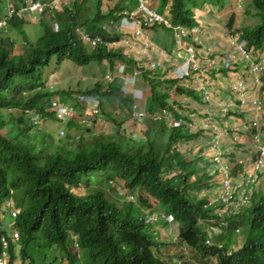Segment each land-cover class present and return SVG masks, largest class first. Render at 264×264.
<instances>
[{
	"label": "trees",
	"instance_id": "obj_1",
	"mask_svg": "<svg viewBox=\"0 0 264 264\" xmlns=\"http://www.w3.org/2000/svg\"><path fill=\"white\" fill-rule=\"evenodd\" d=\"M161 1L164 7L170 5L171 21L186 26L198 23L188 3L194 8H209L214 15L224 11L227 3L230 9L248 3V0H242L241 5H237L238 0ZM5 4L6 0H1L0 13ZM250 5V9H245V17L254 21L237 25L232 11L225 27L234 33L241 30L240 38L247 40V47L253 43L258 50L264 48V0H251ZM84 7L85 3L77 0L73 10L66 8L57 13L59 30L43 19V24L49 27L36 40L29 38L18 11L7 19L11 32L0 33V222L8 200L12 199L20 209L15 223L20 238L13 241L9 229L1 231L0 255L9 256L7 264H62L63 259L67 264H77L78 253L70 249L78 243L80 257L88 264H264L263 186L252 193L248 208L237 217H227L225 223L217 211L205 206V196L193 193L199 186L209 185L213 175L207 169L212 162L209 160L198 174L197 159L182 155L186 149L182 143L199 139L202 130L190 133L172 128L162 116L158 120L149 118L152 121H146L143 133L138 130L131 136L104 133L103 121L118 123L104 107L110 96L119 97L131 108L128 102L131 99L122 98L120 87L113 83L104 91L102 84L96 83L87 92L100 100L93 128L88 129L81 118L90 114L94 102L86 99L85 104L78 95L73 97L69 91L47 85V70L57 69L66 60L78 66L107 60L111 68L116 59L127 60L121 51L83 44L76 28L83 24L89 32L102 31V24L111 15L96 9L90 19L82 14ZM203 21L213 32L218 26L220 32L224 27L218 23L215 27L210 19ZM160 38L159 32L153 35L154 40ZM204 38L200 41L203 47L207 45ZM16 42L26 46L19 51ZM174 82L151 81L150 112L169 107L170 95L164 89L169 90ZM54 100L73 105L76 114L64 120L52 106ZM35 114L42 122H35ZM126 119L123 114L120 121ZM52 122H65L67 133L57 134ZM80 129H87L88 134L82 131L76 137ZM94 130L98 131L93 134ZM133 134L143 136L148 149L144 150L143 139ZM174 143L178 145L176 149ZM231 145L233 150L235 144ZM238 145L242 148V144ZM176 167L182 168L184 174L169 176ZM119 180H123V185ZM119 189L135 194L134 200L128 194L117 193ZM140 192L157 198L161 204L148 202ZM156 207L173 214L176 226L173 237L166 236L169 230L163 224L166 222L156 229L145 220L143 208ZM237 218L239 224L234 221ZM244 222L247 236L241 246H233L229 234L240 231ZM214 225L219 231L213 233L212 245H207L206 237ZM3 233L6 245L1 242Z\"/></svg>",
	"mask_w": 264,
	"mask_h": 264
},
{
	"label": "clouds",
	"instance_id": "obj_2",
	"mask_svg": "<svg viewBox=\"0 0 264 264\" xmlns=\"http://www.w3.org/2000/svg\"><path fill=\"white\" fill-rule=\"evenodd\" d=\"M37 1V0H35ZM42 3H48L49 5L54 1V0H39ZM77 0H58L57 3V8H53V9H49L48 7H44V9L40 12L37 9H31V3L26 1V0H6V4L5 7L3 8V12L0 13V19L4 20V26L0 29V33H3L4 30L7 29L8 26V17H10L7 12V8L10 4L14 5L16 8V11H19L21 9L25 10L24 14H22L21 16L23 17V22H31V23H43V19H46L45 21H47L49 23V25H51V27L54 30H59L60 28V24L59 21L56 19V14L63 12L66 8L73 10V5L74 2ZM79 2H84L87 3L88 0H78ZM102 0H98L97 3L101 4ZM112 0H110L111 3ZM118 2V4L114 3L110 10L105 13L106 11L103 10V8H101V11L105 14V15H110L109 19L107 16V19L105 20V22L102 24V31L99 32H89L87 31V29L85 27H81L78 26L76 28V32L80 37V30H85V32L89 33V34H105L106 38H117V41H119L120 39H122L123 37H125L126 42L123 43H118V46L112 47L111 49H108L103 43H98L97 45H91L90 43H84L81 39V41L83 42V44H85L87 47H96V46H100L102 45L103 47H105L107 50L111 51V50H118L121 51L122 54L125 56V58L128 60L132 59L131 62H128L127 60H118L116 59L114 61V66L113 68H111L112 70L114 69V73H109L108 75H106L105 80H108L109 82H107V86L110 83L116 82V84L120 87V96L122 98L128 97L131 99V102H129V106L131 107L130 109L128 108V112L129 115L128 117L131 115L130 118H128V120L126 121V124H128L129 122L131 123V119H135L137 121V124L142 122L143 119L146 118H154V119H160V118H156L157 115H161L163 114V110H168L171 114H172V121L171 122H166L169 124L170 127L172 128H183L185 130H188L190 133H195L198 130H202V134L204 132V129H210L213 131V135L210 138L208 144H206V147H202L199 149H196L194 146L191 148V146L193 145L191 142H183L182 146H185L186 149L185 151H183L182 155H184L186 158H190V159H197V164L198 165H206L208 166L207 162L210 160L213 164V167L209 166L207 171L211 174L214 175V173L212 172H218L220 173V181L218 182H214L213 183V191L212 188L208 185L206 187L203 188H196L194 189L193 193L198 196V197H203L205 196L207 202H206V207L207 208H213L215 211H217V215L221 217V222L225 223L227 222L226 218L227 217H237V215H239L240 211L248 208L250 206V202H251V195L254 191H258L261 190V188L264 190V186H263V180H264V166L262 167V169L259 172H256L254 174L257 175V180L255 183L247 186L246 185V181H245V177L249 174L248 171L250 169L244 168L243 164L238 162V158L244 157V156H248L251 154L252 150L253 152H257V147L255 146V144L253 143V136L257 131L256 127H253V122L255 120V115L253 113V110H249L248 107L246 106L245 108L242 107L243 104H246V100L245 103H243V97L241 95V92L236 90L234 87V85L237 82H243L244 84L248 83L251 84L252 79H251V75H249V68H248V62L247 60L244 58L243 55H241L238 51L237 48L232 46V44L230 43V40L228 39L229 35L231 34H237L240 33V31L234 33L232 31L229 30L228 27H225L226 22L223 24V29H224V37H225V48L223 50H218V49H214V47L212 48L210 45H206L205 47L201 46V39H202V25H203V21H202V16L205 14V10L209 9V8H201L200 10H197L196 8H194V17L195 19L198 20V23L196 25L193 26H186L180 23H173L170 19L171 15L169 14V16H166L165 14H162L161 12L153 9L152 7H150L148 4L147 6L150 7L151 9H153L155 12H157L158 14L162 15L163 17L167 18L170 22V24L172 26L175 25H181V26H185V27H198L199 28V41L196 40L195 42L192 41L191 38L193 37H189L184 39V43L183 46H177V44L175 43V36L173 33V28L172 27H167L165 26L163 23L158 22V21H153L154 23L151 25H148L147 27H145L146 29L142 31L141 34H134L131 30L135 29L136 26L134 25V21L133 19H129L128 22L126 20V15H125V11H134L137 13V6H138V1L134 0L135 3L137 4V6L134 8L132 6V4L130 3H123L122 0H115ZM148 1V0H147ZM146 1V2H147ZM243 4V2H238L237 5H241ZM0 6H1V0H0ZM118 6L122 7L121 9L118 8ZM238 9L240 10V6L236 7L235 10ZM198 11L203 12V14L201 15H196ZM224 13V11H223ZM13 14V13H12ZM231 14V12H230ZM217 15V14H216ZM114 17L116 19H114ZM93 18V17H92ZM57 22L59 27L56 29L54 26V22ZM158 24V27H167L172 29V39L171 42L173 44V47L177 49L176 52H174L176 54V57L178 59H180V63H174V61H177L176 57L175 58H171L168 57V55H165V48H163L159 43H157L154 39H153V35L157 31V29L155 28V25ZM108 26V27H107ZM125 28V29H129L127 32H119V28ZM155 28V29H154ZM112 33V35H111ZM160 33V32H159ZM168 34V33H167ZM148 37V38H145ZM144 40H146L148 42V46L147 48V53L143 56H140L138 53V50L140 49L141 43L144 42ZM239 41H245L244 44V48L247 51H257V52H263L264 50H260V49H255L254 46L251 47H247V40L244 38H238ZM198 41V42H197ZM122 42V41H121ZM191 44L194 47V50L196 52V56H197V60H198V64L194 67V65L189 62L187 60V56L189 55L187 53V47L186 45ZM158 56V57H157ZM170 58V65L166 64V59ZM144 59L146 61H155V62H159L160 66H158L156 69L152 70V69H146L144 68V66H139L137 65V63L141 60ZM164 60V61H163ZM105 61V60H104ZM108 62V61H107ZM233 65H242L239 70L237 71H228V70H224L225 68H228L230 66ZM52 68V67H50ZM49 68V69H50ZM48 69V70H49ZM135 69L136 70H140V73L137 72L135 73ZM214 74H218L223 76V79L226 81L225 84V88H226V92L228 94V97L226 98H222V97H218L217 92L215 91V87H214V82H215V78L213 77ZM173 80L175 81L174 85H172V87L168 90L167 88H165L164 90H167L169 95H170V104L169 107H164L163 109H161L160 111H156V112H150L149 111V107L148 105L143 106L144 101H142L144 98H147L143 95V91L141 90L138 86L140 84V82H144V84H147L150 86V91H152L151 89V81L152 80ZM122 85V86H121ZM189 93L192 94L193 96L196 95L197 100L199 101V106L194 105L191 102V97L189 96ZM195 94V95H194ZM246 95V94H245ZM248 96H252V93L249 92ZM80 97V96H79ZM117 96H114V98ZM200 99H199V98ZM119 99L120 102L123 103V101H121V99L119 97H117ZM151 99V98H150ZM57 101V100H54ZM95 101H98V107L100 106V100L98 98H95ZM94 101V102H95ZM59 102V101H58ZM83 102V101H82ZM60 104H65L70 106L69 104L63 103V102H59ZM135 105H137V108H135ZM94 106V105H93ZM92 110L90 111V116L88 117H92L93 119L96 118V114L95 112H93V107H91ZM226 108V110H224ZM141 110L145 113V115L141 118L138 119V117L135 115V112ZM58 111V110H57ZM74 113L71 116H67L65 119H70L72 118V116H74V114H76V108H73ZM209 112V113H208ZM245 112L248 115L249 120L247 121V123H242V119H240L239 121H241L242 123V127H239L238 125H236L235 128H233L232 131L237 132V134H235V138L231 137V131L230 129H232L230 126L231 125V121H236L238 118H236V116H238L239 114ZM229 115V118H224L225 116ZM236 115V116H233ZM208 116L211 117L210 122L208 121ZM83 119V117L81 118ZM202 120H205V123L202 125L201 122ZM93 121V120H92ZM91 119L89 120V122H87V128L89 129L90 127L88 126L92 123ZM129 121V122H128ZM258 121L261 127V130L264 134V114H259L258 115ZM108 122H111L110 120ZM122 122V124H121ZM175 122H177L178 124H175ZM214 123L215 125L219 126V129L222 132L221 137L219 138V142L222 146V148H228L230 149V152L232 153H225L224 156V163L229 166V181H230V187L228 186L227 183H225V174L217 167L216 164V160L214 159V157L216 156V152L210 149V142L211 140L214 138L216 131L214 130L213 127H209L208 125L210 123ZM125 121H120L119 124L116 123L114 124V126L117 127H121L122 125H124ZM121 124V125H120ZM230 126V127H229ZM229 127V129H228ZM248 127V128H246ZM64 131V130H63ZM122 131V129L119 130V133ZM65 132V131H64ZM116 133V132H115ZM113 133V134H115ZM249 134L251 135V138L248 139V142H246L249 151L243 146L244 143L241 142L242 141V137L243 134ZM121 134V133H120ZM122 135V134H121ZM125 135V134H123ZM79 136V135H78ZM225 140H230V142H228V146L224 147ZM234 141H237V143H234ZM235 144L234 149L232 150V142ZM242 144V148L238 145L239 143ZM177 143V142H176ZM176 143L173 144V147L176 149V147L178 146ZM187 143V144H186ZM230 145V146H229ZM194 149V150H193ZM236 151V154H234V152ZM240 153L242 154V156H240ZM210 154V155H208ZM233 154L235 155V166L240 165L241 167H243V171L241 170L239 173V176H234L232 174V169H233V164H230V159L229 156ZM255 155V154H254ZM208 158V160L204 161L205 158ZM253 158V157H252ZM203 160V161H202ZM234 166V167H235ZM176 174H184V170L180 167H176L174 169H172L169 173V176H174ZM196 175V173H195ZM194 175V179L195 176ZM239 177V180H238ZM178 179V178H177ZM200 185V184H199ZM259 186H263L261 188H259ZM210 187V188H209ZM231 189V196L229 197V200L226 202L224 201V196H226V190L227 188ZM201 191V194H199V192ZM129 193V192H128ZM141 195H143L145 198H147L148 202L152 203V204H161L160 201L157 198H154L148 194H146L145 192H140ZM128 198L130 200H134L135 198V194H128L127 195ZM247 196V201H244V198ZM6 208L9 210L10 216L13 218V221L10 222L9 225V229L10 233L9 235L12 236V240L13 241H17L20 238V232L17 230V228L15 227V223H16V218L17 215L20 213V209L15 207L14 202L12 199L8 200L6 203ZM15 210L17 211L16 216H14L12 214V211ZM144 214H145V220L147 221V223H150L153 225V228L155 227L156 229L161 228L162 226H160V223L162 222H166L163 224H167L166 227H169V225L171 224H175V219L174 216L171 212L166 211L165 209H162L158 207L156 208H143ZM160 212H163V217L164 221H161V217L159 215ZM3 217V221L0 222V233L1 231L3 232L4 229L6 228L4 223V218L5 215H2ZM175 226V225H174ZM176 227V226H175ZM171 228V227H170ZM167 231L166 236L169 237H173L174 234H171V230ZM210 232L208 233V235H211V243H206L207 245H212V243L214 242V237H213V233L216 231H219V227L217 226H212L211 230H209ZM207 235V237H208ZM165 236V238H166ZM206 237V239H207ZM1 242L4 243L5 245L7 244L6 241V236L5 233H3V235L1 236ZM206 242V240H205ZM221 246V244H220ZM71 252H75L78 253L77 259L78 262L77 264H88L87 262H85L81 257V251L79 249V244L75 243L74 247L70 249ZM80 251V254H79ZM231 253V250L228 251V254ZM2 255V254H1ZM0 255V256H1ZM9 256L7 255L6 257V263L8 262ZM62 261H64L62 264H67V261L65 259H63Z\"/></svg>",
	"mask_w": 264,
	"mask_h": 264
},
{
	"label": "rangeland",
	"instance_id": "obj_3",
	"mask_svg": "<svg viewBox=\"0 0 264 264\" xmlns=\"http://www.w3.org/2000/svg\"><path fill=\"white\" fill-rule=\"evenodd\" d=\"M97 1L98 0H88L87 3H85V7L86 8L84 7L83 10H82V14L84 15V17H88V18L91 19L92 17H94V14H95L94 11L96 9H100L101 10V4H98ZM250 1L251 0H248V3L244 2V4H243L244 7H242V8L240 7V10H238V9L235 10V6H233V8L230 9V4L227 3L226 6H225L226 8L224 9V13L222 11V12H218L217 15L215 14L216 17L215 18L213 17L214 19L212 18L213 21H216L218 23L221 22V21L227 22L229 20V18H230V12L234 11L235 14H236L235 18H236L237 25L245 24V23L246 24L247 23H251L252 21H254V20H251L252 17L251 18H246L245 17V15H246L245 9L246 8L250 9L252 7L250 5ZM122 2L123 3H126V2L130 3V4H132V6L134 8L137 6V4L135 3L134 0H122ZM147 4L150 7H152L153 9L161 12L162 14H165L166 16H169V14H170V11H171L170 5L167 4V6L164 7V5H163L161 0H148ZM195 6H200V5L196 4ZM188 8L193 13L194 6L191 3H188ZM196 9L200 10L201 8L197 7ZM103 10L106 11L105 8ZM207 11L209 12L210 10L207 9ZM200 14L202 15L203 12L198 11L196 15H200ZM171 19H173V18H171ZM85 20H87V19H85ZM88 25L90 26L91 22H89ZM79 26H81L82 28L84 27L83 24H81ZM23 27L27 31V33L29 35V38L31 40H36L39 37L40 34L44 33V30L46 28H48L49 25H46V24H43V23L26 22V23L23 24ZM157 29L160 32V37L161 38H160V40H156L155 39L156 42L157 43H162L164 46L166 44L167 48L169 50H172V42H171L172 29L167 28V27H163V28L162 27H157ZM9 31H10V29L7 28L1 34L3 35L4 33H10L11 31L10 32ZM17 44H18V42H16V45ZM24 46H26V45L23 44V43H20V44L17 45L16 49L20 51V50L23 49ZM251 46L256 47L257 45L252 43ZM259 49L264 50V48H259ZM241 66L242 65H233V66H230L228 68H225L224 70H228V71L233 72V71L239 70V68ZM109 73H114V69L113 70L111 69V66H110L109 62H107V60H105V61H103L101 63L92 62L88 66H78L73 61L66 60L57 69L52 67L49 70H47L45 76L47 78V82L46 83H47V85L49 87H54L56 89L69 91V92L73 93V97H76L77 95H78V97L80 96L81 100L85 104H86V102H85L86 99H88L90 101V103L93 104L95 98L93 97L92 94H88L87 92H89V90L94 89L96 83L102 84V89L101 90L104 91L106 89V87H107V84H108L107 82H109L108 80H105V78H106V75H108ZM114 84H115V86H118L116 84V82H114ZM138 87L141 90H144L143 91V95L145 97H147V98H144L142 100V101H144L143 106L150 104V100H151L150 99L151 98L150 86L147 85V84H144V82H140ZM64 96H66L68 98L67 94H65ZM63 105H64V108H62L58 112V115H60V116L63 115V111L65 110V107H66L65 104H63ZM70 107L72 109L74 108L73 105H70L69 109H67L66 116H62L63 118L67 117V115L71 113ZM104 107L109 113H111V115H113L115 117V119L118 121V124H119V121H120V119H121L123 114L126 115L127 120H128V118L131 117V115L128 117V115H129L128 107L124 103L120 102L117 97L114 98V96H110L108 98V100L105 101ZM88 116H90V115L85 114V116H82L83 117V119H81L82 123H87V122H89L90 119H91V121L93 120L92 117H88ZM233 116H236V115H233ZM33 118L35 119L36 123L37 122L38 123L42 122L41 118L38 119V115L37 114H35L33 116ZM224 118H229V115L225 116ZM236 118L242 119V123L243 124L247 123V121L249 120L248 115L245 112L239 114L238 116H236ZM126 121H125L124 125H122L120 128L117 127V126H114V124H116L114 121H112V122L103 121L104 122L103 123V132L104 133L113 134L115 132H119V130L122 129V131L120 132L122 135L123 134H129L131 136V133H133V132L137 134L136 130H138L139 133H143L144 129L147 128L146 127V121H152V120H149V117H148L146 119H143V121L138 123V124H137V121L135 119H131V123L129 122L128 124H126ZM52 123H53L52 127H54V129L56 130L57 134H59L60 136H63V135H65L67 133V129L65 127L66 126L65 122H52ZM88 126L90 128H93L92 123L90 125L88 123ZM61 130H64L65 133L61 134V132H60ZM86 130L87 129H82V130L80 129L78 132H76L77 134H75L73 131L72 132L77 137L79 134L82 133V131H83V133H85ZM96 131H98V130H94L92 133L94 134V133H96ZM175 131H177V133L178 132L181 133L180 130H175ZM230 133L232 135L237 134V132H234L232 130H231ZM87 134L88 133L86 132V135ZM136 134H133L136 138L138 137V138L143 139V143H144V147L143 148H144V150L148 149V144L146 143L144 137L140 136V135L136 136ZM233 142L237 143V141H234V140H233ZM73 143L74 144H72L73 145L72 147L75 146V141H73ZM234 154H236V151L234 152ZM208 155H210V154H208ZM204 161H206V160H204ZM209 164H210L211 167H213L212 163L209 162ZM203 168H204V165H202V164L198 167V174H200L201 171H203ZM195 172H197V168H195ZM212 173H214V175L208 180V183H209V186L212 188V191H213V189H214L213 188V183L214 182H218L219 183V181H220V173H219V171L218 172H212ZM190 179H192V178H190ZM193 179H194V176H193ZM119 184L123 185V180H119ZM262 184L264 186V180H263ZM117 193L122 194V195L123 194H125V195L129 194L128 192H125L122 189H119V191ZM199 194H201V191L199 192ZM3 212H4V215H5L3 224L5 225L6 228H9L10 222L13 221V218L10 216L9 210L7 208H4ZM234 221H235V223L239 224L238 223V218H237V220L235 219ZM240 225H241L240 226V229H241L240 231L229 234V240H230V242H231V244L233 246H241L243 244V242H244V239L247 236V227L245 226L246 222H244L243 224H240ZM173 227H174L173 224L169 225V228L171 230V234L172 235L174 234ZM39 264H44V263L39 262Z\"/></svg>",
	"mask_w": 264,
	"mask_h": 264
},
{
	"label": "built area",
	"instance_id": "obj_4",
	"mask_svg": "<svg viewBox=\"0 0 264 264\" xmlns=\"http://www.w3.org/2000/svg\"><path fill=\"white\" fill-rule=\"evenodd\" d=\"M31 3V9H37L38 11H42L44 7H48L49 9L57 8V3L58 0H54L50 5L48 3H42L39 0H26ZM62 1V0H61ZM138 1V6H137V13L134 11H125L126 15V20L131 18L134 21V25L136 26L135 29L131 30L134 34H141L143 30H145L148 25L153 24V21H158L163 23L167 27H172L173 28V33L175 36V43L177 46H183V41L186 38L193 37L191 38L192 41H199V28L198 27H185L181 25H175L172 26L169 22V20L162 15L158 14L155 12L153 9L147 6V0H137ZM16 7L12 4H10L7 8L8 14H12L16 11ZM23 9L19 10L18 13L19 15L24 14ZM26 12V11H25ZM4 26V20L0 19V29ZM54 26L57 29L59 27L58 23L55 21ZM108 27V26H107ZM129 29L125 28H119V32H127ZM242 33V32H241ZM241 34H231L229 35L228 39L230 40V43L232 46L237 48V51L244 56V58L248 62V68H249V75H251L252 82L251 84H244L243 82H237L234 87L235 89L241 92V95L243 97V104L242 107L245 108L246 106L248 109L251 111L253 110V113L255 115V120L252 123L253 127L257 128L256 133L253 136V143L257 147V152H255V158H252V155L244 156L241 158H238V162L243 164L244 168L250 169L248 171V175L245 177L246 185L249 186L253 183L256 182L257 180V175L254 174L256 172H259L262 167L264 166V134L261 130L259 121H258V115L259 114H264V51L263 52H257V51H247L244 48L245 41H239L238 38L240 37ZM80 37L84 43H90L91 45H97L98 43H103L108 49H111L112 47L118 46V43H123L126 42L125 37L117 41V38L111 39V38H106L105 34H89L85 32V30H80ZM148 38V37H145ZM122 41V42H121ZM197 41V42H198ZM124 44V43H123ZM140 49L138 50V53L140 56H143L147 53V46L148 42L144 40V42L141 43ZM187 47V53L189 54L187 56V60L191 62L194 67L198 64L196 52L194 50L193 45L188 44L186 45ZM137 65L144 66L146 69H156L158 66H160L159 62L155 61H146L144 59H141ZM139 72L140 70L135 69V73ZM249 92L252 93V96H248ZM246 94V95H245ZM52 106L56 107L58 112L64 108L63 104H60L58 101H53ZM135 108H137V105H135ZM67 109H69V106L66 105L65 110L63 111L62 116H66L67 114ZM71 113L68 114L67 116H71L74 111L70 107ZM98 101L94 102L93 106V112L97 113L98 111ZM226 110V108L224 109ZM209 113V112H208ZM135 115L138 117V119H141L145 113L141 110H138L135 112ZM61 116V117H62ZM162 116H165V119L168 122L172 121V114L168 110H163V114L157 115L156 118H160ZM65 118V117H64ZM208 121L210 122L211 117L208 116ZM175 124H178L175 122ZM209 127H213L214 130L216 131V134L214 138L210 142V149L216 152V156L214 159L216 160L217 167L225 174V183L228 184L230 187V181H229V166H227L224 163V154L225 153H230V149L228 148H222L219 138L222 135V132L219 129V126L215 125L214 123H210L208 125ZM248 128V127H246ZM61 134L64 133L63 130L60 131ZM237 140V139H236ZM227 188L226 190V196H224V201H228L229 197L231 196V189ZM244 201H247V196L244 198ZM12 214L16 216L17 211L13 210ZM206 243H211V235L209 234ZM6 257L7 255L5 253H2L0 256V264H5L6 263Z\"/></svg>",
	"mask_w": 264,
	"mask_h": 264
},
{
	"label": "crops",
	"instance_id": "obj_5",
	"mask_svg": "<svg viewBox=\"0 0 264 264\" xmlns=\"http://www.w3.org/2000/svg\"><path fill=\"white\" fill-rule=\"evenodd\" d=\"M240 3L242 2V0H238ZM114 3H116V4H118V2L117 1H115V0H112L111 1V3H110V0H102L101 1V8H105L107 11L105 12V13H107L109 10H110V8H111V6L114 4ZM210 10V9H209ZM206 12H205V14L202 16V21L204 20V19H210V20H213L215 17H216V15H214V14H212V10H210L209 12L207 11V10H205ZM96 12V10L94 11V13ZM214 17V18H213ZM213 18V19H212ZM204 22V21H203ZM213 23H214V26L215 27H217L216 26V24L218 23V22H216V21H213ZM225 22H223V21H221V22H219L218 24H220V25H223ZM208 26H206L204 23H203V25H202V37L204 38V36H206L204 39H205V42H206V44L207 45H210L212 48L214 47V49H218V50H223L225 47V44L226 43H224L225 42V37H224V29H222L221 30V32L219 31V29H221V27L220 26H218V28L213 32V30H212V28H207ZM209 33L208 35L207 34H205V33ZM164 41V40H163ZM163 48H165V55H168V57H170L171 56V58L173 59V58H175L176 57V54L174 53V52H176L177 51V49L176 48H174L173 47V44H172V50H169L168 48H167V46H166V44H165V46L162 44V43H159ZM158 57V56H157ZM177 58V57H176ZM165 59H166V64L167 65H170L171 63H170V61L169 60H171L170 58H167V57H165ZM177 61H174V63H180V59H176ZM164 61V60H163ZM213 77L216 79L215 80V82H214V87H215V91L217 92V95H218V97H222V98H226V97H228V94H227V92H226V88H225V84H226V81L223 79V76H221V75H218V74H214L213 75ZM195 95V94H194ZM189 96L191 97V102L194 104V105H196V106H199V101L197 100V98H196V95L195 96H193L192 94H190L189 93ZM240 119H237L236 121H231L230 123H231V125L230 126H232L231 128L232 129H230V131L231 130H233V128H235L236 127V125H238L239 127H242V123H241V121H239ZM129 122V121H128ZM205 123V120H202V122H201V124L203 125ZM229 126V127H230ZM229 127H228V129H229ZM211 132V133H210ZM212 135H213V131L212 130H210V129H204V132H203V134H202V136H200V138L199 139H197L196 138V140L195 139H192V141H191V143H193V145L191 146V148L194 146L196 149H199V148H202V147H206L207 145L206 144H208V142H209V140H210V138L212 137ZM249 138H251V135H250V133L249 134H243V137H242V141L241 142H243L244 143V147L249 151V149H248V146H247V144H246V142H248V139ZM224 144V147H227L228 146V140H225V143H223ZM230 146V145H229ZM255 151L253 152V150H252V152H251V155H252V157L253 158H255ZM240 156H242V154L240 153ZM208 158H210V157H207L206 156V158H205V160H208ZM229 159H230V164H233V169H232V174L234 175V176H239V173H240V171L242 170L243 171V167H241V166H239V167H237V166H235L236 164L234 163L235 162V155H233V154H231L230 156H229ZM235 166V167H234ZM238 180H239V177H238Z\"/></svg>",
	"mask_w": 264,
	"mask_h": 264
}]
</instances>
